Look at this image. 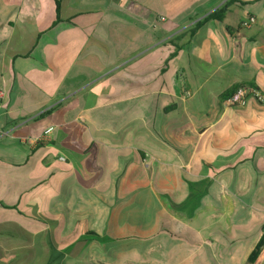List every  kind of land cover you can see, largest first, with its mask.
Masks as SVG:
<instances>
[{
	"label": "crops",
	"instance_id": "1",
	"mask_svg": "<svg viewBox=\"0 0 264 264\" xmlns=\"http://www.w3.org/2000/svg\"><path fill=\"white\" fill-rule=\"evenodd\" d=\"M263 224L264 0H0V264H244Z\"/></svg>",
	"mask_w": 264,
	"mask_h": 264
},
{
	"label": "built area",
	"instance_id": "2",
	"mask_svg": "<svg viewBox=\"0 0 264 264\" xmlns=\"http://www.w3.org/2000/svg\"><path fill=\"white\" fill-rule=\"evenodd\" d=\"M254 23V18H249L242 23V27L246 28ZM186 95L189 94L186 93ZM249 97H254L259 102L263 100V97L259 92L247 87H239L233 92L231 96L226 99V104L228 106H244L247 103ZM50 131L51 128L45 130L44 135L48 134ZM41 138L42 137L37 138V141H40Z\"/></svg>",
	"mask_w": 264,
	"mask_h": 264
},
{
	"label": "trees",
	"instance_id": "3",
	"mask_svg": "<svg viewBox=\"0 0 264 264\" xmlns=\"http://www.w3.org/2000/svg\"><path fill=\"white\" fill-rule=\"evenodd\" d=\"M223 11H224V9L219 10L217 12H214V13L210 14L208 17L209 18L220 19L222 17ZM57 12H58V5H56V20H58V13ZM191 31H193V30H191ZM236 89L237 88H235V90ZM233 92L226 93L225 95L227 97H229V96H231L233 94ZM260 231H261V235H260L258 241L255 244V246L253 247V249L251 250V252L249 253L248 257H247L246 261H247L248 264H255L256 261L258 260L259 256L261 255L262 250L264 249V224L261 226ZM88 235H91L94 238L97 237V235L94 232H88Z\"/></svg>",
	"mask_w": 264,
	"mask_h": 264
},
{
	"label": "rangeland",
	"instance_id": "4",
	"mask_svg": "<svg viewBox=\"0 0 264 264\" xmlns=\"http://www.w3.org/2000/svg\"><path fill=\"white\" fill-rule=\"evenodd\" d=\"M249 245L250 244H248V243L244 244L245 247H248ZM252 248L251 249L250 248H241L239 250H235L236 256H238L241 260L243 259V257L247 258V256L251 252ZM221 264H232V261H230V259H228V257L225 255L221 261ZM244 264H247V263H244ZM255 264H264V249L262 250L261 255L259 256V258Z\"/></svg>",
	"mask_w": 264,
	"mask_h": 264
}]
</instances>
